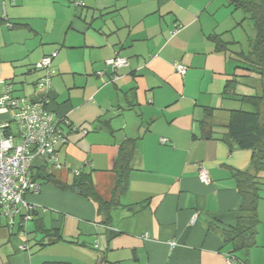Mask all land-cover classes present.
Here are the masks:
<instances>
[{
	"label": "crops",
	"instance_id": "1",
	"mask_svg": "<svg viewBox=\"0 0 264 264\" xmlns=\"http://www.w3.org/2000/svg\"><path fill=\"white\" fill-rule=\"evenodd\" d=\"M249 22L232 0H0V79L13 96L40 95L36 65L58 53L50 107L78 130L60 149L63 166L46 168L69 184L76 170L90 173L109 201L118 147L137 139L129 186L107 215L76 191L37 179L39 191L25 195L33 219L22 228L19 216L12 225L0 216V264H264V193L256 246L233 252L221 233L237 224L235 170L252 157L223 139L229 110L247 108L245 84L224 90L240 72L232 45ZM116 56L129 62L117 73L105 63ZM206 107L214 108L213 139L200 137ZM8 114L0 109V119ZM42 166L35 157L34 172ZM56 230L62 238L52 242Z\"/></svg>",
	"mask_w": 264,
	"mask_h": 264
},
{
	"label": "trees",
	"instance_id": "2",
	"mask_svg": "<svg viewBox=\"0 0 264 264\" xmlns=\"http://www.w3.org/2000/svg\"><path fill=\"white\" fill-rule=\"evenodd\" d=\"M232 5L238 9H242L248 14L255 27L256 34L248 52L240 51L231 55V57L237 62L236 69L240 72L234 73L232 79L227 81L224 92L226 94L233 92L236 85L241 83L248 87L256 86L255 88L260 89L262 92L239 94L240 101L250 108L229 110V120L225 125L227 133L223 138L230 142V145L233 144L238 148L250 149L252 151L250 166L245 170H235L237 189L242 199L237 214V224L230 228L222 227L221 229L224 241L232 245L233 252H239L243 250L249 251L257 244L258 225L260 222L258 216V204L264 193V0H232ZM8 25L10 27L14 26L12 22H9ZM211 38L216 41L219 49L226 48V43H224L218 36L214 35ZM100 71H103L105 74L104 70ZM114 72L117 73V70H114ZM115 76H117L116 79ZM119 78L120 75L116 74L113 75L112 79L115 81ZM241 78L246 82H243ZM258 80L262 82L258 83ZM253 83H257L259 86L257 84L254 85ZM50 88L48 90L49 96ZM43 91L44 90H41V94L36 98L43 96L45 94ZM50 109L52 110L51 107ZM213 110L214 108L212 107H206L207 117L200 121V137L202 138H214V127L210 119L211 116H213ZM54 115L56 119L63 121L66 130H68L69 141V133L78 130V128L70 124L68 119L58 117L55 112ZM82 131L87 133L86 129H82ZM136 142V138H128L123 140L118 147L114 166L116 180L112 190V198L109 201L104 200L97 192L91 174L81 170H76L74 172V179L70 184L58 180L54 174L46 168V166H53L52 164H46L44 167L42 166L35 170V172L34 168H32V177L36 181L37 179H41L44 182H51L60 188L76 191L78 194L94 201L98 205L99 212L106 213L107 215L112 208L118 204L120 196L124 194L129 186V178L133 169L132 163L136 154ZM34 213L37 212L33 211L32 214ZM21 227L23 228V226ZM53 234L57 237L52 242L62 238L57 230Z\"/></svg>",
	"mask_w": 264,
	"mask_h": 264
},
{
	"label": "built area",
	"instance_id": "3",
	"mask_svg": "<svg viewBox=\"0 0 264 264\" xmlns=\"http://www.w3.org/2000/svg\"><path fill=\"white\" fill-rule=\"evenodd\" d=\"M56 55L57 51H54L37 64V69L44 71L38 81V87L45 93L41 97H15L10 92V86L0 79L3 88L0 109L9 113L6 120L0 119V216H5L10 225L19 216L20 225L25 227L36 210V206L25 199L27 192L40 189V184L32 177L35 157H42L44 165L62 167L60 149L68 141V130L50 109L51 97L48 95L52 76L56 73L52 67ZM106 64L118 70L128 65V61L125 57L116 56L107 59ZM175 67L181 74L187 72V66L182 63H176ZM97 74L103 76L104 72L99 71ZM199 176L204 182L210 181L205 165H200ZM196 218L197 214L192 222ZM228 263L231 264L232 260L228 259Z\"/></svg>",
	"mask_w": 264,
	"mask_h": 264
},
{
	"label": "rangeland",
	"instance_id": "4",
	"mask_svg": "<svg viewBox=\"0 0 264 264\" xmlns=\"http://www.w3.org/2000/svg\"><path fill=\"white\" fill-rule=\"evenodd\" d=\"M254 28V33L256 34V30H255V27L253 25L252 22H249L245 25V27H242L241 28V32L238 34V43L236 45H232V46H235L233 47L235 50L239 49V51H245V52H248L249 49L251 48V43H252V40L254 39L253 36V29ZM241 80L244 82L245 80L241 78ZM264 80V78H263ZM246 82V81H245ZM262 81L258 80V83H261ZM254 85H256L257 83H253ZM259 86V84H257ZM256 87V86H255ZM255 87H247V86H244V87H241L240 90L241 91H245V93H248V94H253V93H256V92H261L260 89H256ZM38 90H42V89H38ZM262 93V92H261ZM247 108H250L248 106H246Z\"/></svg>",
	"mask_w": 264,
	"mask_h": 264
}]
</instances>
